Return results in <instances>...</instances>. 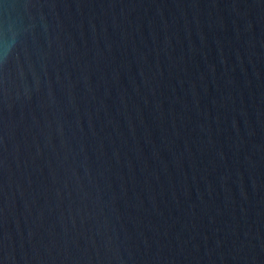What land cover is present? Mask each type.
I'll return each instance as SVG.
<instances>
[{"label": "water", "instance_id": "obj_1", "mask_svg": "<svg viewBox=\"0 0 264 264\" xmlns=\"http://www.w3.org/2000/svg\"><path fill=\"white\" fill-rule=\"evenodd\" d=\"M0 264H264V0H0Z\"/></svg>", "mask_w": 264, "mask_h": 264}]
</instances>
